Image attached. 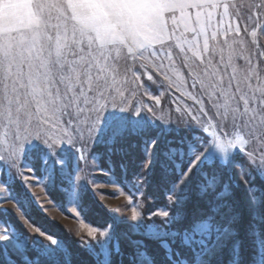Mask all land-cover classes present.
Wrapping results in <instances>:
<instances>
[{
  "label": "snow or ice",
  "instance_id": "1",
  "mask_svg": "<svg viewBox=\"0 0 264 264\" xmlns=\"http://www.w3.org/2000/svg\"><path fill=\"white\" fill-rule=\"evenodd\" d=\"M241 21L244 35L249 25L252 38L264 32V0H0V216L45 211L21 162L60 194V207L77 205V217L87 214L92 190L82 164L99 168L103 160L108 183L137 191L158 171L172 194L167 210L142 215L133 207L122 218L109 209L102 229L82 224L89 239L80 244L95 264L114 256L123 264L124 222L127 264H221L226 249L239 264L240 212L223 173L237 170L251 209L264 205V191L244 179L264 177V49L245 42ZM141 72L158 74L147 75L157 89L190 82L199 89L197 114L186 109L187 119L174 123L133 107ZM101 145L105 153L93 151ZM134 153L140 171L129 179ZM5 201H15L11 210ZM0 231V253L14 251L23 264H71L66 241L46 228L26 235L0 219ZM259 248L256 264H264V237Z\"/></svg>",
  "mask_w": 264,
  "mask_h": 264
},
{
  "label": "rangeland",
  "instance_id": "2",
  "mask_svg": "<svg viewBox=\"0 0 264 264\" xmlns=\"http://www.w3.org/2000/svg\"><path fill=\"white\" fill-rule=\"evenodd\" d=\"M245 22L241 21L242 28H241V35L244 36L245 42L251 46L253 39L256 40L257 44L264 49V32L260 31V29H257V37L252 38L250 35V32L252 30L251 25H249L248 28V35H244V29L243 24ZM153 75V79H157L158 74L152 72L148 73ZM143 72L140 73V79L143 81V87L139 95L135 100L132 101V106L136 107L137 104L141 108H151L152 111L150 113H147L150 117L155 114L156 117L163 116L165 120H170L171 122H179L180 118L183 116L185 119H187V112L186 109H192L193 114H197V110L199 106L195 103V100L192 97H196L197 99L200 98L199 96V89H193L191 87V83L189 82L185 88H180L177 86L176 88L169 89L167 83L165 82L164 86L157 89L156 86L152 85L151 81L147 80V75ZM184 77L187 78V73H184ZM162 79V78H161ZM145 92L147 94H145ZM154 97L159 98V103H157L156 99ZM205 107H207V100L204 101ZM211 115V112L209 113ZM211 131V130H210ZM93 151L98 153H105L106 148L104 146H96ZM133 157L129 159V165L135 164L139 165V159L137 157V154H132ZM114 161H118L119 157L114 156ZM242 159V157L240 158ZM138 165L132 170L129 171V179H131L132 172H139L140 169ZM82 167L85 168L83 172L80 173V175L83 177L85 173H88L87 179L91 182V191L88 193V195L85 198L86 205H87V214H81L80 217H77V213L79 212V208L75 204H69L67 205V210L60 207L59 204L62 200L60 194L57 191H49L45 183H37V179L39 178V173L36 175H33V172L35 169L29 170L28 168H25L23 166V163L20 164V172L23 177H27V184L30 186L31 192H33L36 196V198L39 199L40 203L43 205L45 211L42 212L43 214L47 215L50 219L56 221L57 223L62 224L67 228L69 232L75 237V242L77 243V251L75 254H73L72 251H70V260L71 264H95V260L93 257H91L88 252L85 250V247L80 244V240L83 239L84 241H88V237L86 234V228L82 227L83 225H88L90 227H98L103 228V226L98 225L95 223V220H97L94 206L93 204L95 200H98L97 203H99L100 206L105 207L107 209V213L109 216V219L107 221L111 220V213L109 212V209H113L116 211V213L122 217V218H128L131 216V208L136 207L138 211H141L142 215H147L148 213L155 212L158 209L159 210H167L165 209V205L167 203L168 196H172L171 193H167L166 187L162 188L163 190V197L162 199L158 196H152L151 194L146 193V189L148 187V180L144 182L143 187L140 188L138 191L136 189H131L129 186H125L123 184H112L107 182V177L103 174H101L100 169L105 168L106 164L103 160L100 161L99 168H93V167H85L82 164ZM251 171V169H248ZM117 174L119 175V169L117 168ZM151 174H148L147 177H150ZM225 181L231 180L232 183L240 186L242 188V193L244 197L245 202V208L246 213L248 215V221L246 224V229L244 231V235L239 237L240 241V247L238 249L239 255L237 259L239 260V264H256V262L259 260V240L261 237H264V232L260 228V208L262 205L253 210L251 209L247 201L245 199V189L244 184L240 182V177L237 175V170L235 169H229L226 170L223 173ZM245 180H249V182L256 187L258 192L263 191L262 185H264V177L257 176L256 173L253 171L251 173V176H244ZM17 190H19V185L17 186ZM94 193V194H93ZM135 193V194H134ZM174 198V197H173ZM15 205V201H5L3 202L2 206L7 209H12ZM170 211V210H169ZM35 212H38V210L33 209L32 217L31 219L28 216H24L22 218L21 223L26 227V232H24L26 235L31 233L32 236L37 235L36 233L32 232L33 227H41V230L43 231L45 228L42 224H40V221L38 217L35 215ZM41 212V211H40ZM255 212V216L253 213ZM171 214V211H170ZM12 218L16 217V214H13L11 211L8 213L7 216H0V219L7 220L10 222L11 226H15L12 223ZM152 219L159 222L160 217H152ZM26 222V223H25ZM262 222V221H261ZM127 223H121L120 226L117 229V233L120 236V246L124 253L123 257V264H127L128 261V255L127 253L131 251L127 240L124 239V233L127 232ZM238 229V227H237ZM255 230V234H253ZM239 233V229H238ZM6 234L5 232L0 231V235ZM51 234L47 231L46 235ZM53 235V234H52ZM240 236V234H239ZM54 239H58L59 237H56L53 235ZM132 240H138L141 239V237L137 236H131ZM45 239V238H42ZM64 240V239H63ZM65 241V240H64ZM147 243V242H146ZM154 249H157L158 244L157 242L153 241ZM148 246V243H147ZM69 249V248H68ZM228 264H231V252L228 251ZM36 253L32 251L31 249L28 250L27 256L28 257H34ZM86 258H85V256ZM223 255H220L218 259H222ZM1 262L2 264L8 263V264H23V261L21 260L20 254L10 251L7 253H0ZM119 257H113V264H117V261L119 260ZM88 260V261H87ZM221 264L223 263L222 260ZM88 262V263H87Z\"/></svg>",
  "mask_w": 264,
  "mask_h": 264
},
{
  "label": "trees",
  "instance_id": "3",
  "mask_svg": "<svg viewBox=\"0 0 264 264\" xmlns=\"http://www.w3.org/2000/svg\"><path fill=\"white\" fill-rule=\"evenodd\" d=\"M132 157H133V155H131L130 159ZM137 165L130 164L129 165V171H132ZM147 180L149 182H148V187L146 189V193L151 194L152 196H158L162 199V197H163L162 188H165L166 185L163 182H161L159 172L156 171V172L152 173L151 176L147 177V179L144 182H146ZM234 185H235V189H234L233 199L235 200L236 206L240 212V220H239V223L237 224V227L239 229V234H240L239 237H241L242 235H244V231L246 229V224L248 221V215L246 213L242 188L236 184H234ZM261 187H262V189H264V185H262ZM97 201L98 200H95L96 204L95 203L93 204V206H94L93 209L95 211V215L97 218V220H95V223H97L100 226H104V223H105V221H107L109 219V216L107 213V209L105 207L100 206L99 203H97ZM194 204H195V196L193 195L192 199L188 202L187 206L192 207ZM35 215L38 217L40 224H42L43 227L48 230V232H50L51 234H53L56 237L63 238L66 241V244H67V247L69 248V250L72 251L73 254H75V252L77 251V243L75 242L76 239L71 234V232H69L67 230V228L65 226H63L62 224L57 223L56 221L50 219L47 215L43 214L40 211L35 212ZM260 216H264V205H262V207L260 208ZM11 219H12V223L15 225V227L17 229H19L22 232H26V227L21 223L20 220H18L16 217L12 218V216H11ZM259 223H260V228L264 232V222L260 221ZM146 242L148 243V248L150 250H153L154 249L153 241L148 240ZM228 251L229 250L226 249L224 252L223 258L219 259V260H222L223 263H225V264H228V261H229ZM1 258L2 257H0V264H2ZM85 258H86V256H85ZM5 264H8V263H5ZM214 264H215V262H214Z\"/></svg>",
  "mask_w": 264,
  "mask_h": 264
}]
</instances>
